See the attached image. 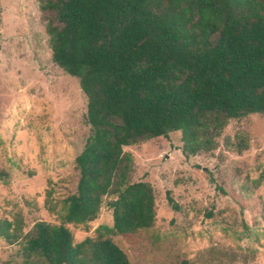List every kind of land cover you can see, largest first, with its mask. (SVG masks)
I'll use <instances>...</instances> for the list:
<instances>
[{
    "label": "trees",
    "instance_id": "obj_1",
    "mask_svg": "<svg viewBox=\"0 0 264 264\" xmlns=\"http://www.w3.org/2000/svg\"><path fill=\"white\" fill-rule=\"evenodd\" d=\"M38 3L52 62L78 79L86 97L90 133L61 222H36L19 254L23 264H130L106 235L148 229L155 211L150 186L127 184L124 147L181 132L183 150L195 152L208 116L221 125L264 115V0ZM115 187L112 227L75 244L66 225L94 221ZM7 228L1 236L15 238Z\"/></svg>",
    "mask_w": 264,
    "mask_h": 264
},
{
    "label": "rangeland",
    "instance_id": "obj_2",
    "mask_svg": "<svg viewBox=\"0 0 264 264\" xmlns=\"http://www.w3.org/2000/svg\"><path fill=\"white\" fill-rule=\"evenodd\" d=\"M44 27L38 0H0V264H23L19 241L36 222H61L90 133L86 97L52 62ZM199 138L195 152L181 132L124 147L127 184L150 186L155 211L148 229L106 235L130 264H264V115L208 116ZM115 190L94 221L66 225L75 244L112 227Z\"/></svg>",
    "mask_w": 264,
    "mask_h": 264
}]
</instances>
